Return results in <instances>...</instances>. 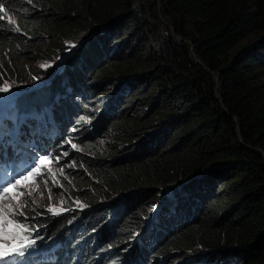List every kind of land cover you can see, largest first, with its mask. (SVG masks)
I'll use <instances>...</instances> for the list:
<instances>
[{"label":"trees","instance_id":"16d2710c","mask_svg":"<svg viewBox=\"0 0 264 264\" xmlns=\"http://www.w3.org/2000/svg\"><path fill=\"white\" fill-rule=\"evenodd\" d=\"M142 2L149 12L145 8L143 12ZM0 4L4 6L0 13V84L31 83L33 76L45 82L50 77L49 90L62 92L54 110L45 103L41 112L50 129L33 131L31 127L24 137L30 136L28 141L39 150L51 147L56 154L63 135L68 134L78 148L71 152V160L79 168L63 167L58 177L73 186L69 188L72 195L85 198L89 205L59 216L47 213L43 222H31H46L43 234L50 237L72 222L79 225L67 227L62 234V255L73 235L111 231L107 238L98 236L100 246L82 254L78 264H90L92 259L95 264H120L123 256L115 247L117 240L138 232L143 241H150V233L155 235L158 230L152 232V224L163 221L168 229L162 230L156 243L141 248L138 255L134 250L139 240L130 246L128 255L134 262L128 264H170L164 257L150 260L148 252H167L169 246L177 253L184 245L211 247L200 252L207 256L205 264H264V0H0ZM148 13L150 17L159 14L173 33L163 37L158 55L150 53L148 46L135 55L132 51L126 59L109 60L112 54H121L125 40L116 43L115 35L126 33V26L140 32L146 42L148 32L153 40L164 34L157 24L145 20ZM51 37L56 40V54L69 50L70 58L76 57L69 67L61 66L53 74L56 67L51 65L31 67L45 39ZM108 38L113 45L106 48ZM243 39L247 44H240ZM68 42L75 44L65 47ZM140 65L148 66L140 69ZM130 66L138 69L128 72ZM96 76L104 79L90 83ZM108 76L135 77L121 92L120 99L126 101L140 99L138 89L122 98L137 79L150 80L155 95L150 94L149 106L155 103L156 107L144 125L159 120L165 126L161 137H153L148 146L140 144L143 134L135 137L134 127L122 125L127 119L111 130L106 123L116 122L118 111L105 114V121L95 127V136L92 131L84 132L87 126L76 130L77 119L98 108L93 100L103 92L94 95L95 87L106 83ZM34 106L30 103V110ZM107 130L113 152L109 157L101 153L98 138ZM158 141L163 143L159 148ZM210 163L224 165L202 181L176 186ZM197 184L202 185L198 193L188 195V188ZM171 191L176 197L161 203ZM124 193L129 196L115 206L114 196ZM136 204L143 217L152 208L155 211L149 214L152 221L142 227L144 231L131 214ZM184 217L187 220H181ZM87 240L88 246L91 238ZM184 259L175 264L195 263L194 256Z\"/></svg>","mask_w":264,"mask_h":264},{"label":"rangeland","instance_id":"374dc122","mask_svg":"<svg viewBox=\"0 0 264 264\" xmlns=\"http://www.w3.org/2000/svg\"><path fill=\"white\" fill-rule=\"evenodd\" d=\"M144 8L146 9V11L149 12V8H147V3L142 2V10L145 13L146 11ZM146 16L147 17L145 20L148 22L151 21V22L157 24V26H159L160 29L162 28L164 30V34L159 35V38H157V39L155 38V40H153L151 33L147 31L148 36H147V42H146V41H144V39H140L141 35H138L140 32H138V31L134 32V30H132L131 27L126 26L127 27V30H125L126 33H123V34L117 33V35H115V38L117 39L116 43H119V42L125 40L123 47H121V49L119 51V54L120 53L121 54L120 55L115 54V56H114V54H112L110 56L109 60H111L113 57H117V56H121L124 59H126L127 57H129L133 54L132 51H134L133 55H135V53H137L139 51L146 50L148 48V46H150V51H149L150 53L156 52V55H158L159 51H157L158 50L157 47H160V43H161V40L163 39V37H165L167 35H168V37H170L171 35H173V33L169 30V27L167 25L165 27L164 24L161 22L159 14H156V17H153V16L150 17L151 13H148ZM145 33H146V31H145ZM175 39L178 40L179 38L175 37ZM127 40H129V42ZM247 42H248L247 39H243L240 41V44L244 45V44H247ZM55 43H56V40L53 39V37L45 39V46H44L43 50L41 51L40 55H37L38 57H36L33 60V62L31 63V67L33 69L41 68V65L48 64V65H51L53 67H56L54 70H52V74H53L54 72H57L61 66L69 67L70 64H73L75 62L76 57L70 58L71 57L70 53H68L69 50H67V52L64 54H60V55L56 54L54 52ZM73 44H75V42H68V43H66L65 47H67V45H73ZM104 45L107 48V47H110L111 45H113V43H111L110 38H108L107 41L104 42ZM134 46H135V48H133ZM161 52L162 51H160V53ZM51 66L49 68H51ZM147 66L148 65H143V66L140 65L139 68L145 69V68H147ZM128 68L132 69V70H129L128 72H134V70L138 69L137 67H134V66H130ZM88 71H89V69L86 70V72H88ZM105 74L106 73H102V75H105ZM122 74H123V72L120 73L119 75H122ZM103 77L99 78V76L98 77L96 76V79L91 80L90 83H92V84L100 83L102 81V79H104ZM114 77L113 76L106 77V79H105V80H107L106 83H104L103 85L95 87L94 95L97 93L103 92L102 94L97 96L96 100H93V105L95 107H98V108L96 110L89 109L88 113H86L85 117L77 119L78 122H76L74 124L76 127V130L79 131L81 128H84V126H87V129L84 132H86V133L88 132L90 134V131H92L91 132L92 135L95 136L97 133V131H95V127H100L101 124L105 121V118H106L105 114H107V113L114 114L115 112L118 111L117 116L114 117L116 122H114L112 125H111V123L107 122L106 126L107 127L109 126V128L111 130L114 128H119L121 126L120 121L127 119L128 123H126V124L124 123L122 125H125V127H127V128L134 127V129L136 130L135 132H137V135H134L135 137L141 136V133H142L143 134V137H142L143 141L140 144H144L145 146H148L147 142L149 140H151L153 137L155 138L156 136L161 137V135L164 134V127H165L162 125V123L159 122V120H156V121L154 120V121L150 122L148 125H144L147 123V119L153 115L152 112L156 107L155 103H153L151 106H149V101L153 100L152 97H150V94L155 95V92H154V89L151 85V82H150V80H147V79H137L136 84L132 86V90L130 89V91H128L127 93L122 95V98H124V99L128 98L130 93H132L134 90L138 89V91H140L139 92L140 93L139 94L140 99L139 98L138 99L133 98L132 100L126 101V100L120 99V96L122 94L121 92L124 90L123 88L125 85H129L132 82H134L135 77L134 78L123 77V79H121V80L115 79ZM5 82H7L9 85H13L12 92H11V94L0 93V98H3L4 102L10 108L18 109L17 117L19 118V120H24L25 117L27 115L29 117L30 114L33 117L36 116L35 111H34L35 107L31 109L33 111L29 112L30 103H34L35 106L37 107V110L39 108L37 102L48 103V104H50L49 108L54 110V106L57 105V101L59 102L60 100H62L61 99V95H62L61 91H53V90H49V89H47V91H46V89H45V87H43V85H45L47 83H43L44 81L42 79H39V78L33 79V81L31 83L30 82H17V83L13 82L12 83V82H8V81H5ZM5 82L0 84V87L5 86ZM50 92H53L52 96L49 94ZM51 97H52V99L50 100ZM75 99L76 98H74V97L72 98L73 101ZM55 100H57V101H55ZM106 101L108 103V104L106 103V107H104V108L101 107L100 105ZM99 103H100V105H99ZM103 109H105V113H101V111ZM64 119L65 118H62V123H63ZM27 122H28V120H27ZM31 124H32V122L27 123L26 127L31 126ZM34 128H36V127H34ZM96 129H98V128H96ZM155 129H157V130H155ZM144 132H148V133H144ZM156 132L158 133L157 135L155 134ZM108 137H109L108 130L104 131L98 137L100 140L99 143L102 146V147L100 146V148L102 149L101 153H104V155L107 157H109L113 153L112 148L109 145V141L111 138H108ZM62 139H63V142L61 143V146L57 148L56 155L55 156L47 155V156H49L51 163L50 164L46 163L44 168H42V171H47L48 168H51L52 172H54L56 174L55 177H53L51 175H48L46 177L48 179L47 188L45 187V185L41 179H37L34 182L30 181L28 186H24V185L21 186V188H23L25 190L26 195L21 199L20 203L23 204L24 202H27V207L24 209V213L29 212V214L26 213V216H28L30 218L28 221V224L30 227L35 225V223H31V222H34V221L43 222L42 217H44L45 215H47V213H49V212H47V209L49 207H55L58 211L61 208H66L67 209L66 211H63L59 214V215H62L67 211L77 212L80 209H84L90 203L85 198L78 197L77 194L72 195V193L69 191V188L73 187V186H69V185L65 184L58 177V175H60L59 170L62 167L70 168V169L79 168L76 165V163H75L74 167H66V165L71 164L73 162L71 160V156H72L71 152L78 151V148L73 149L71 147V144L68 143V141H71L69 139L68 134L63 135ZM21 143H24V139H22ZM71 143H73V142L71 141ZM162 144H163L162 141L161 142L158 141L156 144L157 148H159ZM17 149L19 151L18 152L19 156L26 154L25 152L29 153V157H31V160L28 161L29 164L25 165V168L28 170H30V168L32 166L33 159H36L41 155H46V154H41V153L37 152L35 150V148L28 146L26 144H19V147ZM64 152H67L68 156H63ZM57 156L61 157L59 162H57L55 160V158ZM20 163H21V165H24L23 158L21 159ZM37 163H38V160H37ZM57 163H58V165H57ZM53 181L58 182V184L62 185V187L55 186ZM37 184L39 185L38 188L36 187ZM72 185L75 186V184H72ZM201 186L202 185L198 186V184H197V185H193V187L191 186L192 188H188V192H187L188 195H190V196L196 195L198 193V190H200ZM48 190H50V197H51L50 199H49V191ZM18 191H19V189H18ZM27 192H31L30 197L27 195ZM41 193H43V195H41ZM176 194L177 193H173L172 191L167 192L162 197L161 203L165 204L167 201H170L171 198L173 199V197H176ZM128 196H129V194H126V193H124V195H122V196L115 195L114 196L115 200H113L112 203H114V205L116 206L122 202L121 201L122 198L126 199ZM154 199L157 203L156 197L153 196L152 200H154ZM32 201H35V203L33 204ZM76 201H79L80 204L83 205V207L78 206ZM5 203H12L13 206L15 207V202H13L11 200L0 201V205L5 204ZM138 205L139 204L133 205L130 210L134 212L131 214L136 215V217L134 219L139 220V223L141 224L140 230L144 231V229H142V227L145 228L147 226V224H149L152 221V218L149 217L150 216L149 214L151 212H152L151 214H153L155 211H153V208H152L151 211H149L148 214L147 213L144 214V217H143V216H141L142 214H140L136 210ZM33 209H35V211H33ZM191 209H193V208H191ZM200 212L202 213L203 209H199V213ZM37 213H39V214L37 215ZM59 215H57V216H59ZM187 218L188 217H186V218L184 217V219H181V220H187ZM21 222H23V221L21 220ZM156 223L157 224H152V226H151V228H153L152 232H154V230L156 228L158 230H157V232H155V235L150 233V235H151L150 241H143V238L139 237V233L136 232L134 234V236H132V237H125L123 239L120 238L119 240H117L115 247H117L118 251L123 250V253H128L130 246L133 243H135L137 240H139V243H137V247L134 250V252L137 250V248H144L146 245H150L152 243V241H153V244L156 243L158 236L162 235V232H163L162 230L168 229V225L167 224L164 225L163 221H159ZM46 225H47L46 222H44L43 225H36V226H39V236H41V232L47 231V229H43V227H45ZM75 225H76V223H75ZM65 229L66 228L62 229L61 233H63V231ZM33 238H35V235L33 236ZM157 246H158V244H157ZM160 246H162V244ZM182 247H185V249L183 251H181V250L177 251V253H175L176 251L174 252V250H176L175 248L168 246V247H166V249H168L167 252H165L164 250H159L157 253H155L152 250L150 255L152 254V256H151L152 259H154V257H156V258L164 257V259L168 258V261L171 262L170 264H175L176 261L179 262V261L185 260L184 258L194 256L195 257V263L194 264H205L207 261V256L206 255L204 256L203 255L204 253H200V252H202L204 249H211V247H209L208 245H203L200 248L197 245H192V246L184 245ZM216 247H219V246H216ZM214 250H217V249H214ZM164 253L171 254L173 257L172 258L170 256L168 257ZM121 262H122V260L120 261V263Z\"/></svg>","mask_w":264,"mask_h":264},{"label":"snow or ice","instance_id":"6c2138e0","mask_svg":"<svg viewBox=\"0 0 264 264\" xmlns=\"http://www.w3.org/2000/svg\"><path fill=\"white\" fill-rule=\"evenodd\" d=\"M3 12L4 6L0 4V13ZM15 31L18 32L19 29L17 28ZM41 67L48 68L50 65L44 64ZM33 79L36 78L33 77ZM12 88L13 85L5 82V86L0 87V93L11 94ZM17 112L18 109L10 108L3 98H0V201L11 200L15 202V207L12 203L0 205V264H40L42 252L37 247V241L43 240V237L39 236V226L33 225L30 227L28 224L30 218L24 213L27 202L20 203L26 195L21 186H28L30 181L34 182L41 179L47 188L48 179L46 177L48 175L55 177L56 174L52 172L51 168L42 171L46 163H51L47 155H41L33 159L30 170L16 167L15 161L18 159L16 149L20 144V125L26 122L27 119L25 117L24 120H18ZM68 143L71 144L73 149L77 148V145L71 143V141H68ZM63 156H68V153L64 152ZM60 159L59 156L55 158L57 162ZM74 166V161L66 165V167ZM59 171L63 175V167ZM53 183L55 186L62 187L56 181H53ZM36 187L38 188L39 185L37 184ZM48 191L50 199V190ZM27 195L30 197L31 192H27ZM32 203L34 204L35 201H32ZM76 203L78 206L83 207L79 201H76ZM66 210V208H61L58 211L55 207H49L47 212L59 215ZM34 235L35 238H33Z\"/></svg>","mask_w":264,"mask_h":264},{"label":"clouds","instance_id":"9594fccd","mask_svg":"<svg viewBox=\"0 0 264 264\" xmlns=\"http://www.w3.org/2000/svg\"><path fill=\"white\" fill-rule=\"evenodd\" d=\"M49 79L50 77H48L46 81L43 83H48ZM45 85H43V87H45ZM75 87H77V85ZM47 89H49L48 85H47ZM74 98H76L75 100H79L77 97H74ZM53 155L55 156L56 154H53ZM69 226H76L75 222H72L70 225L64 226L62 229L67 228ZM43 229H46V227H43ZM62 229L59 230L56 234L52 235V237H50V235L43 234L44 231L41 232V237H43V240L37 241V247L42 252L40 264H71L72 262H75L76 264H78L82 258V254L87 255L93 250H96L98 246H100V243H98V240H99L98 236H102V238L103 237L107 238L109 237L107 235L111 234V231H107L104 234H100L97 231V229L92 231L91 234L88 235L91 238V241L88 244V246L86 244L88 241L87 240L88 236L87 237L83 235L80 236V234L73 235L70 238V240L65 244V250L63 251V255H62L61 249H60V246L62 245L61 236L65 231L64 230L63 233H61ZM87 248H91V249H88L87 251ZM118 253H120L121 257L122 256L124 257V258L122 257V262L120 264H128L129 260L131 261V263L134 262V257L130 258L128 253H123V250H121ZM139 253H142L141 248H138L136 251L137 255ZM148 253L150 254V252ZM148 258L150 260H154L151 258V255ZM87 259H90V258H87ZM92 260H90V264H95L97 262V261H92Z\"/></svg>","mask_w":264,"mask_h":264},{"label":"water","instance_id":"95a60500","mask_svg":"<svg viewBox=\"0 0 264 264\" xmlns=\"http://www.w3.org/2000/svg\"><path fill=\"white\" fill-rule=\"evenodd\" d=\"M107 103V101H106ZM106 103L105 106L106 107ZM108 104V103H107ZM103 107V108H104ZM227 164V163H226ZM224 165V164H221ZM219 164L216 163H210L206 167H204L201 171L199 172H193L189 175H187L183 180H181L176 186H182L183 184L188 183L189 181L197 182V181H202L204 180L203 178H207V176L211 173L214 172L216 169L220 168ZM222 167V166H221ZM202 179V180H201Z\"/></svg>","mask_w":264,"mask_h":264}]
</instances>
